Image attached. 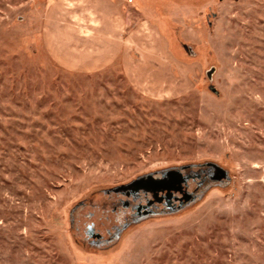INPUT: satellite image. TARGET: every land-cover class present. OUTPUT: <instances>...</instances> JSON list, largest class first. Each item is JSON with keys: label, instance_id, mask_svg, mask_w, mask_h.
<instances>
[{"label": "rangeland", "instance_id": "374dc122", "mask_svg": "<svg viewBox=\"0 0 264 264\" xmlns=\"http://www.w3.org/2000/svg\"><path fill=\"white\" fill-rule=\"evenodd\" d=\"M127 2L169 40L161 89L66 68L48 0H0V264H264V0ZM165 171L195 197L130 221L116 189Z\"/></svg>", "mask_w": 264, "mask_h": 264}, {"label": "crops", "instance_id": "0c3cea01", "mask_svg": "<svg viewBox=\"0 0 264 264\" xmlns=\"http://www.w3.org/2000/svg\"><path fill=\"white\" fill-rule=\"evenodd\" d=\"M128 0H48L40 17H64L58 27L65 37H72L70 60L65 67L78 71L95 70L102 62H120L125 76L136 86L158 89L175 76L171 73L176 59L169 40L161 32L158 17H144L130 12ZM141 9V8H140ZM70 17L73 18L70 21ZM104 46V51L96 49ZM68 48V47H67ZM135 51L133 58L130 51ZM64 51V52H63ZM59 52L65 53V50ZM143 62V66L139 64ZM142 69L144 74L138 75Z\"/></svg>", "mask_w": 264, "mask_h": 264}, {"label": "flooded vegetation", "instance_id": "af4514ba", "mask_svg": "<svg viewBox=\"0 0 264 264\" xmlns=\"http://www.w3.org/2000/svg\"><path fill=\"white\" fill-rule=\"evenodd\" d=\"M210 167L215 171V174L210 176L211 181L226 180L227 176L224 171L216 166ZM190 177V175H183L180 171H165L160 175L138 179L126 189H116L117 192L119 190L124 193L130 191V194H126V199H120L119 204L124 210L129 209L133 212L129 215L130 221L149 214L173 213L190 203L197 193V189L192 193L187 191ZM201 177L200 174L196 175V178L201 179L198 183L200 186L206 182ZM128 221V217H125L120 228L125 227ZM86 236L93 242L102 241L101 234L92 225L87 226Z\"/></svg>", "mask_w": 264, "mask_h": 264}]
</instances>
